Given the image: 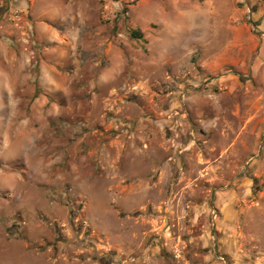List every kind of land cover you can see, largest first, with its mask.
<instances>
[{"label":"rangeland","instance_id":"rangeland-1","mask_svg":"<svg viewBox=\"0 0 264 264\" xmlns=\"http://www.w3.org/2000/svg\"><path fill=\"white\" fill-rule=\"evenodd\" d=\"M260 6L0 0V264H264ZM35 20L81 47L55 79Z\"/></svg>","mask_w":264,"mask_h":264},{"label":"crops","instance_id":"crops-1","mask_svg":"<svg viewBox=\"0 0 264 264\" xmlns=\"http://www.w3.org/2000/svg\"><path fill=\"white\" fill-rule=\"evenodd\" d=\"M251 13L256 14L255 19L257 20L255 25L258 34L252 37V40L255 42V47H239L240 51L238 53L240 56L236 59V64L240 69H246L248 65L250 79L243 80V77H241L238 83L242 85V80L247 82L250 81V87H248L246 82L244 83L245 89L250 90V103L251 105H256L258 110L260 97L264 99V10L261 6L257 8L253 7ZM33 29L35 43L39 46L40 52H45L44 59L42 58L41 60V71L44 75L45 73H49L51 77L55 79L57 78L58 67L54 64H62L69 61L75 62L81 47H73L76 46L78 42L75 37L60 34L56 29L51 32V27L40 20H35ZM43 42L47 43L46 49L40 48ZM44 75H41V77L46 80ZM227 76L228 75H223V77H219V79H225ZM54 79H52L53 82H55ZM211 82H214V80ZM252 83H254V86H252ZM252 115H254V112H252Z\"/></svg>","mask_w":264,"mask_h":264},{"label":"built area","instance_id":"built-area-1","mask_svg":"<svg viewBox=\"0 0 264 264\" xmlns=\"http://www.w3.org/2000/svg\"><path fill=\"white\" fill-rule=\"evenodd\" d=\"M12 17L13 18H17L18 15L14 14V15H12ZM186 93H187V91H182L181 94H180L181 95V98H184Z\"/></svg>","mask_w":264,"mask_h":264},{"label":"trees","instance_id":"trees-1","mask_svg":"<svg viewBox=\"0 0 264 264\" xmlns=\"http://www.w3.org/2000/svg\"><path fill=\"white\" fill-rule=\"evenodd\" d=\"M134 36V35H133Z\"/></svg>","mask_w":264,"mask_h":264}]
</instances>
